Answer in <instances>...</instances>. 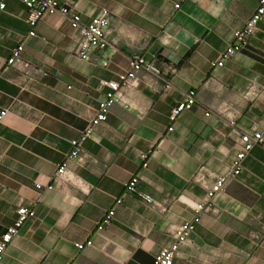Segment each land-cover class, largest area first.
<instances>
[{"label": "crops", "instance_id": "0c3cea01", "mask_svg": "<svg viewBox=\"0 0 264 264\" xmlns=\"http://www.w3.org/2000/svg\"><path fill=\"white\" fill-rule=\"evenodd\" d=\"M0 14V234L19 206L33 209L0 264H153L190 220L206 187L231 166L240 132H264V23L223 66H212L258 0H73L82 24L105 8L109 46L79 58L80 32L67 16L45 15L29 36L22 0H5ZM178 5V7L176 6ZM24 42L22 59L6 60ZM143 68L113 104L107 120L82 145V160L66 159L71 140L94 116L106 89L129 58ZM104 62L106 64H104ZM196 102L168 131L171 109L186 94ZM208 112V115L205 113ZM142 153L148 154L142 167ZM64 163L70 180L51 182ZM138 187L153 204L125 194ZM122 202L116 204V199ZM173 264H264V142L255 145L238 177L212 199ZM114 210L112 222L95 228ZM93 241L78 250L76 243Z\"/></svg>", "mask_w": 264, "mask_h": 264}, {"label": "built area", "instance_id": "2783aa9c", "mask_svg": "<svg viewBox=\"0 0 264 264\" xmlns=\"http://www.w3.org/2000/svg\"><path fill=\"white\" fill-rule=\"evenodd\" d=\"M27 9V22L30 26L29 36H35V27L37 23L48 14H61L67 16L70 20V26L73 30L80 32L77 45L75 47V54L81 58L89 60L92 55L97 52H101L106 49L110 42L108 39V29L111 22L110 12L102 8L98 14L91 17L88 22L82 24L81 15L74 8L73 0H22ZM178 7V5H176ZM6 9L5 0H0V14ZM258 23H264V0H258L257 6L246 21L242 28L236 29L232 34V42L221 53L218 60L211 62L212 66H223L224 63L230 59L236 52L245 48L248 45V39L254 33ZM24 42L21 41L14 48H12L6 63L8 66L27 63L22 59V53L24 51ZM104 64H106L104 62ZM152 68L145 59L140 55H133L129 58V68L126 72L119 75L118 80H105L99 81V87L106 89L104 98L99 101L95 110L94 116L90 120L88 126L81 132L79 137L71 140V151L66 155V159L82 160V145L92 136L94 129L97 125L107 120L110 108L113 104H122L124 102V89L130 86L137 78V73L143 69ZM196 102V98L192 93L186 94L184 98L178 102L169 114L170 125L168 131L173 130V124L176 122L178 116L185 110H190ZM5 111L0 112V119L5 115ZM209 113L206 112L205 115ZM232 130L238 135L237 149L232 158L230 168L222 175L213 179L206 187L205 198L197 202L193 206V216L190 220H187L174 229V241L167 247H163L153 258V264H173L174 259L178 256L179 248L182 244H185L189 239L192 230L196 224L200 221L202 214L210 213L213 211L212 199L216 194L225 191L227 184L236 179L243 168V162L246 156L250 153L252 148L264 142V132L253 131L240 132L235 127L234 120H230ZM142 159V167L147 166L148 154L142 153L140 155ZM70 180V176L67 174L65 164H60L55 174L48 184H43L41 181L35 182V188L37 190L54 188L57 184H62ZM139 176L134 175L123 182V190L125 194H131L148 204L155 202L152 194L147 193L138 187ZM122 202L121 198L116 199V204ZM35 215L33 209L19 206L16 210V218L14 222L8 226L0 234V258L6 248L11 243L13 237L19 232L22 225ZM114 216V210L111 209L106 212L100 221L97 223L95 231H101L105 226L112 222ZM93 241L88 239L86 242H79L75 244L78 250H83L85 247L92 246Z\"/></svg>", "mask_w": 264, "mask_h": 264}]
</instances>
